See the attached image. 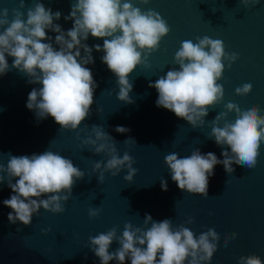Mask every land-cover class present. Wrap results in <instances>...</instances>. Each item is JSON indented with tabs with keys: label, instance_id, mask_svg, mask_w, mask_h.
<instances>
[{
	"label": "water",
	"instance_id": "obj_1",
	"mask_svg": "<svg viewBox=\"0 0 264 264\" xmlns=\"http://www.w3.org/2000/svg\"><path fill=\"white\" fill-rule=\"evenodd\" d=\"M36 2L25 0V7L21 9L25 19L28 8ZM39 2L53 12L62 13L61 19L54 23L64 31L72 27L73 21H66L64 16L70 14L75 0ZM129 2L142 11L158 12L170 27L159 49L148 57L151 66L147 69L138 66L129 75L133 103L118 100L116 77L101 61L104 53L95 49L92 52L95 63L87 65L98 85L94 104L90 116L75 131L60 129L51 116L37 121L35 113L27 109L28 94L41 85L29 84L28 77L14 68L0 76V163L6 167L9 153L31 156L51 150L71 159L85 173L73 187L71 198L64 203V212L54 214L41 208L39 214L33 215L30 226L19 221L9 222L8 213L12 209L4 206L3 200L14 193L7 186V180L0 184V264H100L90 250L89 236L106 233L113 227L122 235L128 222L143 228L146 213L155 221L171 219L174 229L184 224L197 237L214 228L219 233V241L208 264H239V257L253 254L264 261V141L260 144L255 168L233 164L234 171L228 174L222 164L216 165L214 175L209 178L207 198L180 190L164 161L170 153H178L183 158L196 149L202 154L213 152L222 160L224 149L208 136L211 121L226 111L224 106L229 102L237 104L242 111L250 104L256 105L261 110L259 114L264 115V0L247 6L241 0ZM18 7L19 0H0V9L9 10L10 20L12 9ZM48 35L54 42L56 33L48 31ZM205 35L222 40L225 51L237 53L238 59L231 68L225 61L222 79L218 81L224 88L223 101L209 109L204 126L193 128L173 112L157 107L158 93L149 84L166 75L169 69L178 68L174 56L182 41L195 43L196 37ZM85 43L90 47L102 46L103 39L90 35ZM54 47L58 49V45ZM7 59L11 67L13 58ZM249 81L251 91L244 96L237 95L235 89ZM227 119L234 122L235 112L229 113ZM92 125L102 126L114 138L119 156L127 151L134 159L133 167L138 171L132 182L124 179L126 167L115 177L106 172L103 183L98 182L99 172H93V165L106 162L108 157L103 153L96 155L90 146L81 144L86 138L85 129L90 133ZM117 126L130 131L118 133ZM128 138L134 141L126 145L124 141ZM3 175L7 179L6 173ZM162 178L167 181V191L161 188ZM89 208L101 209L99 216L89 218ZM189 217L194 223H185ZM232 233L237 234L235 239H229L225 246L226 235ZM119 246L114 241L109 251ZM109 264L118 262L113 260ZM125 264L130 261L126 260Z\"/></svg>",
	"mask_w": 264,
	"mask_h": 264
},
{
	"label": "clouds",
	"instance_id": "obj_2",
	"mask_svg": "<svg viewBox=\"0 0 264 264\" xmlns=\"http://www.w3.org/2000/svg\"><path fill=\"white\" fill-rule=\"evenodd\" d=\"M140 2L148 4L149 0ZM241 2L247 6L255 5L259 0ZM24 7L25 0H19V7L12 9L11 20L9 10L0 9V76L14 68L28 77L29 84L41 85L30 91L26 107L35 113L37 121L51 116L63 130H77L91 114L98 87L87 67L95 63L93 49L104 53L101 61L116 77L118 100L131 104L129 94L133 84L129 75L138 66L145 69L151 66L148 57L159 49L160 41L170 32L167 21L158 12L142 11L129 0H75L70 14L64 16L66 21H73L67 31L54 23L61 19L60 11L53 12L37 0L34 7L28 8L25 19V13L21 11ZM48 31L56 33L54 42ZM90 35L103 39V45L90 47L85 43ZM45 40L48 42H43ZM7 57L13 58L11 67ZM237 59L238 54L226 52L220 39L205 35L196 37L195 43L182 41L174 56L178 68L169 69L166 75L149 84L158 93L157 107L173 112L193 128L204 126L209 109L223 101L224 88L218 81L222 79L225 61L231 68ZM251 89L249 81L237 87L235 92L244 96ZM224 107L226 111L211 121L208 136L224 149L222 160L213 152L202 154L199 149L183 158L175 152L165 156L171 179L180 190L207 198L209 178L214 175L216 165L222 164L228 174L234 171L233 164L249 169L256 167L260 144L264 141V115H260V108L252 104L243 111L232 102ZM232 112L236 114L234 122L227 119ZM115 131L123 134L130 129L117 126ZM85 136L82 146H90L94 154L103 153L108 157L106 162L98 161L93 165V172H99V183H103L106 172L115 177L125 167L128 171L124 179L132 182L138 171L133 167L134 159L127 151L119 156L116 141L102 126L92 125L90 133L85 129ZM76 138L80 139L79 132ZM133 141L128 138L124 143ZM8 157L6 167L0 163V184L7 180V186L14 193L3 200V205L12 209L8 213L12 224L19 221L30 226L33 215L39 214L41 208L54 214L64 212L63 205L71 198L73 187L85 176L71 159L51 150L31 156L9 153ZM161 188L167 191V181L163 178ZM100 211L89 208V218L98 217ZM185 223L192 224L194 219L189 217ZM17 231L21 229L17 228ZM236 235H226L224 245L227 246L229 239H235ZM114 241L120 246L110 252ZM218 241L219 233L214 228L197 237L184 224L174 229L171 219L155 221L147 213L143 228L128 222L122 235H118L117 228L113 227L106 233L89 236L90 250L99 258L100 264H109L113 260L118 264H125L126 260L130 264H208L217 250ZM239 264H264V261L253 254L239 257Z\"/></svg>",
	"mask_w": 264,
	"mask_h": 264
}]
</instances>
